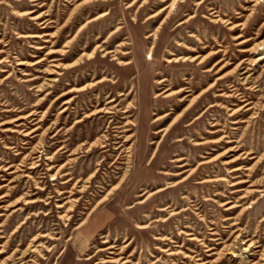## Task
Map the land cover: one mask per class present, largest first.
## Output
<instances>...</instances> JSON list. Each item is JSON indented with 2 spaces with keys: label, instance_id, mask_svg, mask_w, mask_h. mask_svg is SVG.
Returning a JSON list of instances; mask_svg holds the SVG:
<instances>
[{
  "label": "rangeland",
  "instance_id": "1",
  "mask_svg": "<svg viewBox=\"0 0 264 264\" xmlns=\"http://www.w3.org/2000/svg\"><path fill=\"white\" fill-rule=\"evenodd\" d=\"M0 252L264 264V0H0Z\"/></svg>",
  "mask_w": 264,
  "mask_h": 264
},
{
  "label": "bare ground",
  "instance_id": "2",
  "mask_svg": "<svg viewBox=\"0 0 264 264\" xmlns=\"http://www.w3.org/2000/svg\"><path fill=\"white\" fill-rule=\"evenodd\" d=\"M175 2V1H174ZM103 15H100L99 17H102ZM99 42V41H98ZM97 48V47H96ZM109 49V48H108ZM150 53V52H149ZM92 54H94V51L92 52ZM201 59V58H200ZM125 64H127V63H125ZM56 79V78H55ZM103 82V80H101V81H99L98 83H102ZM162 82H164V81H161V82H159V84H161ZM51 85V84H50ZM95 85V84H94ZM179 91H177V93H178ZM121 95V94H120ZM167 97V96H166ZM114 100H111L110 102H113ZM101 104V103H100ZM249 104V103H248ZM97 112H101V111H97ZM35 132V130H33L32 131V133H34ZM31 133V134H32ZM25 136H27V134L25 135ZM226 162V161H225ZM53 178V177H52ZM85 185V184H84ZM153 189V188H152ZM146 196V195H145ZM61 206H59V208H60ZM230 209H232V208H229L228 210H230ZM83 225V223L78 227V228H80L81 226ZM140 225V224H139ZM91 229V228H90ZM87 234H89V231L87 232ZM213 236V235H212ZM43 237H46V235H43ZM78 239V241L79 242H81L82 243V241L84 242V238H83V235H82V233H80L79 235H78V237H77ZM38 241V240H37ZM86 241V240H85ZM206 242V241H205ZM74 243V242H73ZM186 250V249H185ZM1 253V252H0ZM212 258V257H211Z\"/></svg>",
  "mask_w": 264,
  "mask_h": 264
}]
</instances>
